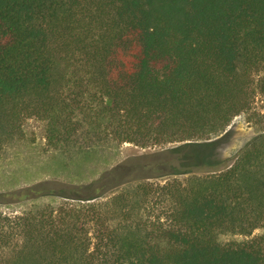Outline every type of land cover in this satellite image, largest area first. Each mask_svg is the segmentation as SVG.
<instances>
[{"label":"trees","instance_id":"trees-1","mask_svg":"<svg viewBox=\"0 0 264 264\" xmlns=\"http://www.w3.org/2000/svg\"><path fill=\"white\" fill-rule=\"evenodd\" d=\"M256 93L264 97V0H0V149L29 116L45 118L51 145L84 130L78 149L208 139ZM217 143L173 151L181 165L214 170ZM133 170L121 163L86 183L0 193V202L65 199L0 212V264H264V132L222 170L142 180L94 202L145 171ZM110 202L121 204L104 212Z\"/></svg>","mask_w":264,"mask_h":264},{"label":"rangeland","instance_id":"rangeland-1","mask_svg":"<svg viewBox=\"0 0 264 264\" xmlns=\"http://www.w3.org/2000/svg\"><path fill=\"white\" fill-rule=\"evenodd\" d=\"M261 75L262 71L254 74L255 82ZM263 114L264 97L256 93L250 110L242 111L234 116L223 131L211 135L208 139L165 142L144 147L132 142H116L112 139H106L92 143L88 149H78L76 145H73H79V143L84 145L87 140H90L84 130L81 129H78L76 135L73 134L72 140H77V142L70 146L49 144L45 118L29 116L21 120L15 134L0 149V193L19 190L44 180L61 181L67 184L86 183L97 178L104 170L121 163L132 166L134 172L140 170L141 167L144 168L145 171L140 173L142 177H138L128 184L120 185L94 201L99 204L110 201L116 194L127 196L131 186L142 180L159 183L172 179L184 181L186 177L192 174L206 175L211 171L224 169L249 140L256 134L264 132ZM84 125V129L92 130L87 123ZM210 140H218L211 157L223 160L220 166L214 170L207 169L208 167L191 168L187 165H181L183 160L181 153L173 151L187 142ZM154 166H156L155 169L147 170L151 167L154 168ZM173 168L180 170L181 173H169ZM143 176L148 178L145 179ZM64 201L65 199L62 197L51 194L14 202H0V212L22 214L48 204L57 206ZM119 205L110 202L109 206L111 207H104V212ZM108 217L109 223L117 221L114 217V220L111 219V215ZM94 228L95 225L90 223L89 237L94 235ZM114 235L113 233L110 234V239H113L112 236ZM242 238L241 235L233 234L220 236V239L224 241ZM92 243H95V239H91Z\"/></svg>","mask_w":264,"mask_h":264}]
</instances>
